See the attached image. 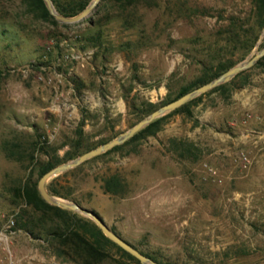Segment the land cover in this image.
<instances>
[{
	"label": "rangeland",
	"instance_id": "1",
	"mask_svg": "<svg viewBox=\"0 0 264 264\" xmlns=\"http://www.w3.org/2000/svg\"><path fill=\"white\" fill-rule=\"evenodd\" d=\"M256 11L252 0H104L81 21L52 23L25 0H0V232L15 264L83 262L21 226L30 208L17 188L39 184L48 159L63 163L118 137L206 68L262 49ZM232 23L231 34L251 36L252 24L259 32L250 52L226 42ZM228 82L190 113L164 115L155 133L66 171L67 199L169 264H264V64ZM112 174L123 193L105 189ZM3 246L0 264H8ZM239 246L250 254L236 256ZM101 247L109 255L98 264H142L102 238Z\"/></svg>",
	"mask_w": 264,
	"mask_h": 264
},
{
	"label": "trees",
	"instance_id": "2",
	"mask_svg": "<svg viewBox=\"0 0 264 264\" xmlns=\"http://www.w3.org/2000/svg\"><path fill=\"white\" fill-rule=\"evenodd\" d=\"M59 12L65 15H76L83 11L87 5L90 3L91 0H53ZM104 1V0H102ZM117 2H125L127 4H131L136 2V0H115ZM254 5L257 9V19H260L258 24V29H262L264 26V0H252ZM27 5L30 7L31 11L38 12L42 18L51 21L52 23H58V20L50 13L49 9L46 6L44 0H25ZM127 8V7H125ZM251 26V25H250ZM237 27V23H232L231 28L227 30L229 34L234 31L233 29ZM252 34L251 36H237L239 34H231V36H227L226 42L238 44L241 43L245 47L247 52H250L256 45L257 40L259 38V32H254L253 24L251 26ZM236 31V30H235ZM251 31V30H250ZM257 64L261 65L264 64V57H262ZM234 65V62L229 63H220L215 69L213 68H206V71L199 76L196 80H194L189 85L181 88L178 94L169 101L177 99L178 97L182 96L183 94L187 93L188 91L207 83L208 81L214 79L215 77L219 76L222 72L226 71L230 67ZM242 73V72H241ZM229 82L223 83L203 94L200 96L192 99L191 101L187 102L186 104L182 105L181 107L173 110L172 113H177L180 111H187L188 113L191 112L189 106L196 102L198 99L202 98L205 94L219 90L224 88ZM167 101V102H169ZM165 102V103H167ZM156 105L150 104L147 108L149 111L152 110ZM155 110V109H153ZM168 114V115H170ZM166 116L157 118L148 126L137 132L132 138L136 139L140 135L144 134L145 132L155 133L158 129V125L163 121ZM121 147L120 145L115 146L113 149H117ZM92 149V148H91ZM90 150V149H89ZM111 151V150H110ZM186 151H190L187 149ZM78 151H73L72 153L69 152V158H73L78 155ZM188 155L185 152H181V156ZM9 156L15 157V152L9 154ZM34 157V155H31ZM62 161L58 159H48L39 169V177L41 178L44 173L48 170L52 169L56 165L60 164ZM67 172L60 174L51 179L48 183V189L51 193L64 197V198H71L72 192L70 190H64L60 185V179L66 175ZM124 181L120 176L117 174H112L104 179V187L108 192L118 194L123 193L124 189ZM18 195L24 198V204L27 205L30 209L22 211L21 218L23 222L21 226L25 228L28 232L33 235L40 236L44 238L46 241L51 243L56 252L60 255H66L78 261L82 259L81 264H98L99 261L105 259L109 254L106 250H103L101 247V238L106 243H111L115 245L125 256L140 262L136 257L132 254L121 248L118 244L113 242L109 239L102 230L98 227V225L91 221H83L81 218L77 216V214L71 210L61 208L56 205H52L48 203L41 195L38 184L34 183H26L21 185L17 188ZM58 219V221H57ZM91 224L94 228H96V233L94 236L96 237L94 240L91 239L87 233L90 232L88 229V225ZM49 225V226H47ZM36 226L43 227L41 232H36ZM114 230V229H113ZM92 234V232H90ZM134 245V244H133ZM136 246V245H134ZM137 247V246H136ZM138 248V247H137ZM139 249V248H138ZM236 256H246L250 254V250L239 246L236 248ZM145 254L151 256L155 260L161 262L162 264H169L156 256L140 249ZM226 257H230V254H226ZM222 264H229L226 261H221Z\"/></svg>",
	"mask_w": 264,
	"mask_h": 264
},
{
	"label": "water",
	"instance_id": "3",
	"mask_svg": "<svg viewBox=\"0 0 264 264\" xmlns=\"http://www.w3.org/2000/svg\"><path fill=\"white\" fill-rule=\"evenodd\" d=\"M46 3L47 8L49 9L50 13L57 19L66 23H73L81 21L87 17H89L95 8L98 6V4L102 0H91L90 3L87 5V7L81 11L80 13L76 15H65L59 12L57 9L55 3L53 0H44ZM262 57H264V47L260 50H256L254 53H252L249 57H247L245 60H243L240 63H237L227 69L226 71L222 72L219 76L215 77L214 79L208 81L207 83H204L187 93L183 94L182 96L178 97L177 99H174L172 101H169L160 107L153 110L150 114H148L146 117L138 121L136 124H134L132 127H130L128 130L121 133L118 137L107 141L103 144L98 145L95 148H92L90 150H87L75 158L63 162L61 164L56 165L52 169L48 170L46 173L42 175V177L39 180L38 189L42 195V197L50 204L59 206L64 209L72 210L75 212L83 213L90 218H92L95 223L100 227L102 232L113 242L118 244L121 248L132 254L134 257H136L142 264H162L161 262L155 260L151 256L145 254L140 249H138L136 246H134L130 241H128L126 238H124L122 235H120L118 232L113 230L108 223L105 221V219L95 210L90 209L88 207L83 206L77 201H72L67 198L55 195L51 193L48 189L47 183L52 178L72 169L83 162L99 155L104 152H107L114 148L117 145H121L128 141L130 138H132L137 132L148 126L150 123H152L154 120H156L159 117H162L173 110L181 107L182 105L186 104L187 102L191 101L192 99L200 96L201 94L223 84L228 81H230L233 77H235L238 73L247 70L254 66Z\"/></svg>",
	"mask_w": 264,
	"mask_h": 264
},
{
	"label": "built area",
	"instance_id": "4",
	"mask_svg": "<svg viewBox=\"0 0 264 264\" xmlns=\"http://www.w3.org/2000/svg\"><path fill=\"white\" fill-rule=\"evenodd\" d=\"M14 224V220H11V223L9 224V230L11 233L14 232V230L12 229V225ZM0 239L1 240H4V246H3V249L6 251L7 253V259L9 260L8 264H15L16 263V260L14 259V256L11 252V249H10V246H9V243H8V234H6L4 231H1L0 232Z\"/></svg>",
	"mask_w": 264,
	"mask_h": 264
}]
</instances>
